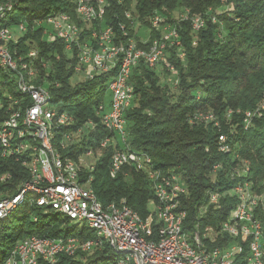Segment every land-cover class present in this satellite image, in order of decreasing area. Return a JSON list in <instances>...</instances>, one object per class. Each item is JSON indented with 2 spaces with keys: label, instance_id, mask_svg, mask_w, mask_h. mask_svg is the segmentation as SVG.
<instances>
[{
  "label": "built area",
  "instance_id": "built-area-1",
  "mask_svg": "<svg viewBox=\"0 0 264 264\" xmlns=\"http://www.w3.org/2000/svg\"><path fill=\"white\" fill-rule=\"evenodd\" d=\"M73 2L74 17L65 12L53 13L37 20L39 24L31 29L43 23L51 27V39L47 43L61 41L66 56L75 55L74 73H82L84 80L110 75L107 80L109 109L105 110L103 103L94 107L98 123L107 135L99 141L96 151L88 149L76 159L64 156L63 151L68 146L94 131L96 123L89 120L76 131L67 129L57 140V146L53 145L58 131L71 127L74 118L53 106L55 104L43 84H35L37 50L30 49L25 58L12 57L8 43L15 44L17 40L10 27L0 26V67L7 73L17 71V88L30 101L29 105H19L23 100H14L10 94L3 93L4 88L0 85V109H3L4 101L1 96L6 97L8 104L7 113L0 114V158L12 159L26 172V178L13 192L0 191V222L25 203L27 194H32L26 206L63 215L67 224L73 222L69 226H73L75 232L91 231L93 237L83 240L77 233L62 237L27 236L16 241L4 264H55L60 255L75 257L105 246L116 255L111 264H233L243 244L247 245L245 264H264L261 221L264 218V180L256 186L246 180L248 163L234 150L233 142L227 143V136L219 135L217 145L219 152L229 154L232 161H237L224 173L233 181V186L225 192L208 190L203 205L197 208L196 218L201 217L209 206L218 209L220 197L233 198L234 205L216 227L208 225L203 229L198 222L189 230L185 228L187 211L182 200L189 190L182 176L173 169L162 172L154 168L148 155L128 148L125 115L134 98L130 80L132 70L140 64L149 70L162 66L170 76L167 83L177 87V70L168 60V50L173 49L176 57L184 61L180 24L189 22L191 31L197 33L207 21L217 24L216 14L207 10L203 15H190L189 10L183 9L170 23L162 12L156 11L148 18V30L157 32V36L150 41H138L132 36L124 42H116L112 28L102 26L106 0ZM10 9L9 3H0V22ZM125 18L132 24L131 10L125 12ZM95 23L101 25L97 30L93 29ZM18 29L25 33L27 24H18ZM121 30L126 36L124 26ZM217 37H222L221 27ZM49 62L41 57L38 64L47 70ZM235 113L241 115L243 129L248 130L254 119L264 114V92L251 109L236 110ZM198 121L217 125L211 113L199 112L189 119L191 124ZM76 135L79 139H72ZM108 148H112L107 167L110 178L126 175L127 169L132 168L143 173L149 181L154 199L148 202L149 213L145 219L124 199L103 205L91 187L92 176L84 177ZM83 156L93 160L83 165L80 161ZM219 170H222L221 164L213 165L209 174L214 176ZM10 180V173H0V185ZM33 220H36L35 216ZM217 240L222 242L221 245H214Z\"/></svg>",
  "mask_w": 264,
  "mask_h": 264
},
{
  "label": "trees",
  "instance_id": "trees-1",
  "mask_svg": "<svg viewBox=\"0 0 264 264\" xmlns=\"http://www.w3.org/2000/svg\"><path fill=\"white\" fill-rule=\"evenodd\" d=\"M0 3L11 5L0 22L1 27L27 24L26 32L17 42L8 43L12 57L25 58L27 52L34 49L35 42L38 53L35 84H43L50 93L51 102L74 118L71 127L58 131L53 145L57 146L67 129L76 131L91 120L96 123L94 131L68 146L63 155L76 159L88 149L96 151L107 132L98 123L94 107L103 103L110 75H100L71 85L75 55L68 58L59 40L43 42L41 27L31 29L33 21L53 13L65 12L74 17L73 0H0ZM106 3L102 26L112 28L116 42H124L127 37L133 36L131 24L125 18V12L132 7L136 20L148 29V18L156 11L162 12L170 23L174 21L170 13L175 8L187 9L190 15H203L207 10L216 14L218 23L207 21L197 33L191 31L189 22L180 24L184 61L176 57L173 49L168 50V60L177 70L175 96L169 94L166 85L159 84V74L155 70H149L143 64L132 70L130 80L134 98L125 115L128 148L148 155L153 167L162 172L173 169L186 182L189 194L182 200V206L187 211L185 228L191 229L196 222L201 229L208 225L216 227L233 207V198L220 197L218 209L209 206L201 217L196 216L208 190L225 192L233 186V181L224 173L237 161H232L229 154L219 152V135L227 136V143L233 142L236 145L234 150L248 163L246 180L255 186L264 180V114L254 119L248 130H244L241 115L235 113L236 110L251 109L264 92V0H106ZM93 26L97 30L101 25L95 23ZM121 26H124L126 36ZM219 26L222 30L220 39L217 37ZM157 35L150 30L148 41ZM41 57L50 61L49 69L40 67ZM17 74V71L3 72L0 67V85L4 88L3 93L10 94L14 100H23L19 105L26 106L30 101L17 88ZM1 98L4 101L0 114H6V97ZM229 110L232 113L228 114ZM199 112L211 113L217 125L201 121L189 123V119ZM111 151L112 148L104 150L94 169L84 173V177L92 176L91 187L103 205L124 199L145 219L149 213L148 202L154 199L150 183L143 173L132 168L127 169L126 175L110 178L107 167ZM216 164H221L222 170L211 176L209 171ZM0 173L11 174V180L0 185L3 193L13 192L17 184L26 178V172L12 159L0 158ZM33 213L36 220L28 222ZM19 221L22 225H0V264H4L19 239L31 235L62 237L75 231L67 224L66 218H59L53 213L44 214L34 206L25 205ZM261 221L264 229V218ZM16 226L23 227L13 235ZM76 233L83 240L93 237L91 231ZM221 243L217 240L214 245ZM246 253L247 245L243 244L233 264H245ZM115 258V253L105 246L75 257L60 255L55 264H111Z\"/></svg>",
  "mask_w": 264,
  "mask_h": 264
},
{
  "label": "rangeland",
  "instance_id": "rangeland-1",
  "mask_svg": "<svg viewBox=\"0 0 264 264\" xmlns=\"http://www.w3.org/2000/svg\"><path fill=\"white\" fill-rule=\"evenodd\" d=\"M184 8H175L171 13V18H173L174 20L178 17V15L183 11ZM231 10V9H230ZM134 9L132 7V10H131V13L133 14V22H132V31H133V36L136 37L138 40H148V37H149V34H150V31L148 30V28L140 25V23L136 20V16L134 15L133 13ZM39 21V20H38ZM37 20L33 21V26L35 25H38L39 22ZM38 27H41L40 29H42L43 32H45V34L43 35L42 34V41L43 42H49V40L51 39L50 37V33H51V27H49L46 23H43L41 26H37L35 27V29H37ZM10 31L13 33V37L18 40L22 33L21 31H19L18 29V25H14V26H11L10 28ZM34 49L37 48L36 45H35V42H33V46H32ZM163 67L162 66H157V70H155L158 74H159V84L164 86L166 85V87L168 88V92L170 95H173L175 96L177 94V87H173L171 85H169L167 83L168 81V78L170 77L169 74L167 72H165L164 68L162 69ZM164 71V72H161ZM84 78H83V75L82 73H74L73 76L71 77L70 79V84L71 85H74L78 82H81L83 81ZM171 84V83H170ZM109 102H110V92L107 90L105 92V95H104V100H103V106H104V109L105 110H108L109 109ZM54 107H56V105H53ZM72 139L74 140H78L79 139V136H74ZM98 152H96L97 154ZM98 156V154H97ZM90 156H83L80 161L82 162L83 165H86L88 164L91 160H93V158H89ZM32 199V194H27L25 196V203L24 204H21L19 206H17L13 211H11L10 215L2 220V222L0 223L1 224H6V225H10V224H18V223H21L19 221L20 217L22 216L23 214V211H24V208H25V205L28 204ZM29 207V206H28ZM43 212V211H41ZM44 212H47L49 214H52L54 211L52 210H47V211H44ZM43 212V213H44ZM45 214V213H44ZM35 216V214L33 213L29 218H28V222L33 220V217ZM59 218H62L64 219L65 217L63 215H58ZM73 224V222H69V224ZM22 225V223H21ZM82 223L80 224V227H81ZM23 227V226H21ZM19 226H16L14 228V230L12 231L13 232V235H16L19 231V229L21 228ZM26 226H24L25 228ZM71 234H76L75 231H72L71 233H69L68 235H71Z\"/></svg>",
  "mask_w": 264,
  "mask_h": 264
}]
</instances>
